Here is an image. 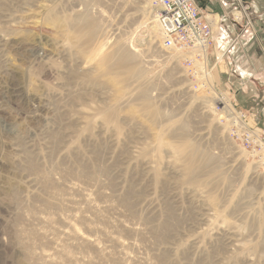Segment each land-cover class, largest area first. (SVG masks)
<instances>
[{
  "label": "rangeland",
  "instance_id": "374dc122",
  "mask_svg": "<svg viewBox=\"0 0 264 264\" xmlns=\"http://www.w3.org/2000/svg\"><path fill=\"white\" fill-rule=\"evenodd\" d=\"M158 11L0 0V264H264L262 25L250 18L249 146L215 110L228 70L210 54L193 84Z\"/></svg>",
  "mask_w": 264,
  "mask_h": 264
},
{
  "label": "built area",
  "instance_id": "2783aa9c",
  "mask_svg": "<svg viewBox=\"0 0 264 264\" xmlns=\"http://www.w3.org/2000/svg\"><path fill=\"white\" fill-rule=\"evenodd\" d=\"M151 2L154 8L162 10L157 15V19L163 35L162 45L164 48H179L184 51L197 50L199 51L198 58H200L203 51L208 50V55L211 54L215 57L218 40H221L224 36L223 31L221 32V29L216 30L221 28L219 22L215 25L216 28L213 27V21L210 22L207 19L209 15L203 11L195 0H151ZM245 13L246 11L232 13V21L235 27L241 30L240 35L250 33V19L246 18ZM226 54L227 51L223 50L221 58ZM184 64L186 67L191 65L190 62ZM242 116L245 117L243 114ZM244 139L250 146L247 142L248 138L244 136Z\"/></svg>",
  "mask_w": 264,
  "mask_h": 264
},
{
  "label": "crops",
  "instance_id": "0c3cea01",
  "mask_svg": "<svg viewBox=\"0 0 264 264\" xmlns=\"http://www.w3.org/2000/svg\"><path fill=\"white\" fill-rule=\"evenodd\" d=\"M197 3L203 10L214 14L212 15L213 17L217 15L221 19L222 24L227 28L226 37L218 42L221 49V51L218 50L219 52H223V48L227 46L228 40L235 36L234 31H236V27L233 30V21L231 22V18H233L232 13L246 11V18L256 19L255 25L257 27L258 25H262L261 31L263 35L261 34L259 37L261 45H258L261 47L260 50L262 52V57L259 60L264 64V0H199ZM249 35L250 33L247 32L245 35H240L241 37L239 36L238 40H234L233 42L235 43L233 45L231 43L229 56L224 58L219 65L213 67V70H216L218 73V77H220L219 75L224 77V69L228 70L225 74L226 81L223 83V87L237 92V98L242 97L246 99L241 103V106L247 108L245 112L248 116H250V77L253 78L255 76L254 71L250 70ZM225 42L226 45H224ZM251 66H254V64ZM250 73L252 76H250ZM248 120L250 121V117H248Z\"/></svg>",
  "mask_w": 264,
  "mask_h": 264
},
{
  "label": "bare ground",
  "instance_id": "6f19581e",
  "mask_svg": "<svg viewBox=\"0 0 264 264\" xmlns=\"http://www.w3.org/2000/svg\"><path fill=\"white\" fill-rule=\"evenodd\" d=\"M196 1V0H195ZM162 12V10L159 9L158 11V14ZM209 16H207V19L211 22L213 21V27L216 28V21L213 20V16L210 15V14H207ZM157 18V17H156ZM157 26H158V30H159V33L161 35V45H162V40H163V35H162V32H161V28H160V25H159V22H158V19H157ZM217 31L219 29H216ZM164 50H172V51H181L184 53V60L182 62V65L184 67V69L187 71V77L188 79L194 84V83H201L202 79L200 78V75L203 73V71L206 73V74H210L211 71H212V68L215 66V65H219L222 61V59L226 58L228 55L226 54L223 58H221V54L222 52H219L217 49L216 52H215V60H214V64L212 66V68L209 67V55H208V50L206 52H202L201 55H200V58L197 57V54L199 53V51L197 50H189V51H184L183 49H179V48H176V49H169V48H164L163 45L161 46ZM181 52H179L181 54ZM189 53V55L187 54ZM128 62V58L125 56V57H122V58H117L116 59V62L114 63V65H119L121 67H124L125 64ZM185 62H190V66L189 67H186L185 66ZM100 64L102 65L103 68L107 69L109 68L110 66H112V60L110 59V57H106V58H103L101 61H100ZM208 74V75H209ZM193 78V79H191ZM197 81V82H196ZM214 88H212V92L216 95V97L218 99L221 100V102L219 101V103H222L224 105V108L228 111V113H232V111H234V113H236L238 116H239V121L236 122V123H233V121H229L228 124L225 123V120L224 119H221L220 117V122H222L223 124H226L228 126V129L230 131V134L232 135V137H234L236 140H242V138L244 136H246L248 138L247 141H250V134H249V131H245L243 128L239 129L238 128V124L239 123H242L241 121H243L244 125H246V121H248V117H247V114L246 112L240 110L237 106H236V99H235V96H234V92L233 93H229L231 92V89H227L225 90L224 92L223 91H220V90H217L216 91H213ZM221 95V97H220ZM219 109V110H218ZM218 109L216 108V112L218 114H221L222 113V108H219ZM245 115V117L243 118L242 114ZM217 114V115H218ZM219 116V115H218ZM247 126V125H246ZM244 141V140H243ZM191 166L190 165L189 167L187 166L185 168V171L188 173L189 171L191 172L192 169H191Z\"/></svg>",
  "mask_w": 264,
  "mask_h": 264
},
{
  "label": "trees",
  "instance_id": "16d2710c",
  "mask_svg": "<svg viewBox=\"0 0 264 264\" xmlns=\"http://www.w3.org/2000/svg\"><path fill=\"white\" fill-rule=\"evenodd\" d=\"M199 0H196V2H198Z\"/></svg>",
  "mask_w": 264,
  "mask_h": 264
}]
</instances>
